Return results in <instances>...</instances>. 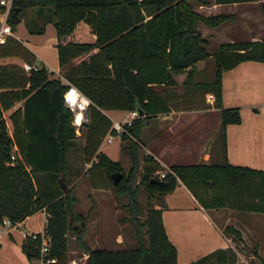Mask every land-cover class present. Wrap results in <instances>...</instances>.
I'll return each instance as SVG.
<instances>
[{"label":"trees","instance_id":"trees-1","mask_svg":"<svg viewBox=\"0 0 264 264\" xmlns=\"http://www.w3.org/2000/svg\"><path fill=\"white\" fill-rule=\"evenodd\" d=\"M210 0H13L8 22L13 31L27 7H48L53 14L56 50L60 77H49L47 68L26 72L16 62H0V225L8 219L11 225L44 209L47 213L44 231L50 236L48 255L52 264H68L69 232L77 238L79 247L88 254L86 264H173L177 249L169 240L161 212L166 207L164 197L180 180L205 209L231 208L240 212L264 213V169L230 163L226 158L218 163L172 164L160 177L154 171L162 169L149 154L143 157L141 183L159 200L151 205L142 222H134L136 244L108 249L90 247L84 241V217L74 209L75 197L69 189L51 192L43 199L38 192L37 176L57 177L66 168V155L76 138L72 113L64 104L63 93L68 84L80 89L92 103L87 107L83 157L89 183L94 189L112 187L129 199L130 210L137 214L135 191L130 188L137 166L136 146L143 126L149 118L170 108L200 107L195 93L213 94L212 105L220 109L223 147L225 126L241 121L237 106L223 107L221 74L242 61L264 62V38L261 40L220 43L209 53L208 40L198 30V23L217 26L229 14L203 15L193 5H207ZM255 0H214L215 3H237ZM84 21L91 26L93 41H76V25ZM83 56L78 62L76 57ZM18 57L34 63L35 55L15 36L0 45V59ZM211 57L214 70L208 80H195L197 62ZM185 73L181 82L182 99L194 103L173 106L177 98L173 87L176 74ZM159 87L160 89H157ZM184 97V98H183ZM203 98V97H202ZM190 102V101H189ZM17 103H19L17 105ZM143 111L132 124L125 125L120 138L129 141L132 159L129 174L113 183L111 173L121 169L118 161L100 148L108 132L116 134L105 110ZM11 109V110H10ZM7 114L10 130L7 127ZM162 184L150 182L151 178ZM70 218V219H69ZM81 221L82 230L73 220ZM224 230L240 237L232 224ZM39 233L26 234L21 251L27 260L38 255ZM234 264L236 252L229 246L217 248L192 264ZM256 264H264L260 259Z\"/></svg>","mask_w":264,"mask_h":264},{"label":"crops","instance_id":"crops-1","mask_svg":"<svg viewBox=\"0 0 264 264\" xmlns=\"http://www.w3.org/2000/svg\"><path fill=\"white\" fill-rule=\"evenodd\" d=\"M262 1L264 0L215 3L214 0H210L209 4L201 7L207 12L217 14L230 11L237 5L251 9L256 3ZM223 5L227 8L219 11L218 9ZM253 15L254 13L250 10L241 11L237 23L245 24L246 31L242 29L240 36H229L228 41H217L216 44L212 42L207 46V51L214 52L220 43L264 38L257 35V32H248ZM259 19L264 23L262 16ZM13 32L14 36L20 40L16 31ZM211 38L210 35L207 40ZM21 42L26 46L23 41ZM82 57H76L74 62H78ZM199 63L201 61L197 62V65ZM221 84L223 107L237 106L241 114L239 123H229L225 126L224 147L219 132L221 122L219 108L212 104L194 108L172 107L166 112L149 118L143 126L140 136L142 143L139 142V144L143 147L144 154L152 156L162 169L169 168L172 164L218 163L224 158L232 164L264 169V62L246 60L224 70L221 74ZM115 111L117 110H105L104 113L111 119V114ZM105 142L102 141L101 149ZM164 200L166 207L161 212L162 222L169 240L177 249V260L173 264H192L197 258L217 248H227L231 245L232 237L223 233L211 214L216 213V209L219 208H203L180 180L165 195ZM234 211L245 215L242 217L246 219L252 217L251 219L264 222V213ZM37 214H41L38 227L30 222ZM46 217V211L41 209L11 226L7 224L0 226V253L3 251L8 257L10 251L12 257L16 259L18 257L19 261L29 264V260L21 251V242L26 234L43 231ZM7 226L9 228L4 229ZM85 234V239H89L90 236L86 231ZM86 243L92 248L103 247L97 241L92 244L90 240H86ZM4 246H8L9 250L4 251ZM67 257L86 264L88 254L80 247H74L73 250L68 249ZM0 264H2L1 261Z\"/></svg>","mask_w":264,"mask_h":264},{"label":"rangeland","instance_id":"rangeland-1","mask_svg":"<svg viewBox=\"0 0 264 264\" xmlns=\"http://www.w3.org/2000/svg\"><path fill=\"white\" fill-rule=\"evenodd\" d=\"M263 5L264 1L256 3L251 9H245L243 6L237 5L230 10L232 12L227 10L223 13L229 14V17L217 26L207 27L206 24L199 22L197 25L198 30L204 37L210 38V35L212 38L215 37V39H208V45L212 42L216 44L218 43L217 41H228L229 36H240L239 33H241L242 29L246 31L245 24L242 22L237 23V21L241 11L250 10L254 15L252 18V25L248 26V32H257V35L263 37L264 23L259 19L260 16L264 19ZM201 6L202 5L194 3L193 10L203 15L214 14L207 12ZM225 8H227V6L223 5L218 10L223 11ZM52 20L53 14L48 7H27L23 11L19 23L16 25L15 33L34 53L36 64L44 65L47 68L49 77L58 78L61 75L59 73L60 68L56 50V33ZM234 22L237 24H232ZM242 26H245V28H242ZM73 33L74 39L77 41H93L95 38L91 26L84 21H80L76 25ZM13 61L22 64V60L18 57H4L0 59V62ZM197 66L198 70L194 77L195 80H209L212 77L214 64L211 57L201 60V63ZM184 77L185 73L175 75L177 85L173 87V90H175V94L179 96L173 101V106L185 107L194 103L190 99L185 100L180 97L184 92L181 86ZM156 88L160 89L159 87ZM195 98V102L199 103V106H210L212 104L206 100V96H203L201 91L195 93ZM4 115L7 120V112H5ZM123 115L124 112L119 110L111 114L114 119H121ZM7 127L8 130H10L8 120ZM75 134L76 138L73 140L74 145L69 149L66 155L65 170L56 178L52 177L51 180L48 175L43 177L41 175L42 173L38 174L36 179L39 195L44 199L48 193L51 192V188L55 191L61 190L58 182V179L61 178L67 185L66 189H69L76 199L74 205L75 211L81 213L84 217V228L86 229L87 235L90 236L89 239H85L86 234L84 233V241L90 240L92 244L97 241L98 244L108 249L134 246L136 244V228L134 222H137V220L142 222L146 216L147 209L151 205H157L159 202L157 196L145 189V186L141 183V173L144 164L143 157L145 156L144 149L141 144H139V142L142 143V138H139V142L136 146L137 166L133 172L132 181L130 182V188L135 191V200L138 205L137 214L134 216L130 210L129 199L126 195L118 194L111 186L103 189H94L90 186L88 178L89 172L87 173L90 162L86 163L82 152L85 128L83 127L79 132L75 131ZM128 148L129 141L120 137H114L112 142H105L103 146V150L108 157L120 163V171L124 175L129 174L132 164ZM168 169L169 168H160L154 171V175L159 172L165 173ZM211 214L223 233L232 237L230 247L236 252V261L234 264H256L261 258L264 259V222L251 219L252 217L246 219V217H242L245 215H241L231 208H219L216 209V213ZM40 219L41 214H37L30 222L38 227ZM247 220L249 222H247ZM73 222H80L81 224V221L78 219L73 220ZM228 224H232L239 230L240 237L235 238L224 230V227ZM6 228L9 227H4V229ZM74 247H79L77 238L73 233L69 232L68 249L73 250ZM3 250L8 251L9 247L4 246ZM0 256L2 264H24L18 260V257L17 259L14 256L12 257L10 251L8 257L5 256L3 251L0 253ZM67 259L69 262L72 258L67 257ZM208 264L215 263L212 261Z\"/></svg>","mask_w":264,"mask_h":264},{"label":"built area","instance_id":"built-area-1","mask_svg":"<svg viewBox=\"0 0 264 264\" xmlns=\"http://www.w3.org/2000/svg\"><path fill=\"white\" fill-rule=\"evenodd\" d=\"M13 0H0V45L4 44L6 39L9 36H14V32L8 22V13L11 7ZM263 9H264V5H263ZM22 68L24 71L29 72L30 70H37L39 68V65L36 63H28V62H22L21 64ZM74 85L72 84H68L67 88L65 89L64 93H63V97H64V104L65 106L71 111L72 113V124L75 128L76 132H79V130H81V127L88 123V115H87V107L84 109H81L78 106H73V107H69V104L66 102V98H65V94L69 91V89H71ZM76 87V86H75ZM80 90V89H79ZM81 91V90H80ZM82 92V91H81ZM83 93V92H82ZM84 94V93H83ZM85 95V94H84ZM86 96V95H85ZM213 94L209 93L206 94V100L208 102H213ZM80 104V101H77V105ZM124 115L122 116L121 119H114L111 118L112 121V128L116 131V134H112L111 132H108L106 134V136L103 139V142H111L113 140V137L118 136L120 137L121 132H126V127L125 125H130L132 124V120L133 118H135L137 115L136 110H126L123 111ZM80 114L83 116V122L80 124H76L74 123L77 115ZM158 175L160 177L163 176V173H158ZM7 224L9 226H11V223L8 219H5L1 225ZM0 225V226H1ZM39 233V237H40V244L38 247V255L34 258L31 259V261H29V264H52L56 261L55 257H50L48 255L49 252V247H50V236L45 233L44 229ZM38 233H31L33 237H36V235ZM84 264L79 262L76 259H71L68 264Z\"/></svg>","mask_w":264,"mask_h":264},{"label":"clouds","instance_id":"clouds-1","mask_svg":"<svg viewBox=\"0 0 264 264\" xmlns=\"http://www.w3.org/2000/svg\"><path fill=\"white\" fill-rule=\"evenodd\" d=\"M66 102L69 104V107L78 106L81 109L89 106L92 101L90 98L85 96L77 87L73 86L69 91L65 94ZM80 101V104L77 105V101ZM83 122V116L78 114L74 123L80 124Z\"/></svg>","mask_w":264,"mask_h":264},{"label":"water","instance_id":"water-1","mask_svg":"<svg viewBox=\"0 0 264 264\" xmlns=\"http://www.w3.org/2000/svg\"><path fill=\"white\" fill-rule=\"evenodd\" d=\"M136 112H137V115H138V116H142V115H143V111H142L139 107L136 108ZM122 176H123V173H122L121 171H119V170L113 171V172L111 173L112 181H113V183H115V184L119 182V180L122 178ZM58 182H59L60 187H61L62 189H66V188H67V185L63 182V180H62L61 178L58 179ZM150 182H154V183L162 184V180H160V179H158V178H154V177L150 179ZM73 225H74V227H75L77 230H79V231L82 230V227H81L80 222H74Z\"/></svg>","mask_w":264,"mask_h":264}]
</instances>
